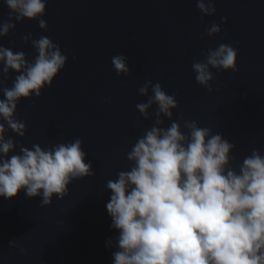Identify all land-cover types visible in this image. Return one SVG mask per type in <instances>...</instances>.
I'll use <instances>...</instances> for the list:
<instances>
[{"label": "water", "instance_id": "1", "mask_svg": "<svg viewBox=\"0 0 264 264\" xmlns=\"http://www.w3.org/2000/svg\"><path fill=\"white\" fill-rule=\"evenodd\" d=\"M213 3L216 15L203 17L197 0H47V31L38 20L13 21L15 30L0 37V46L33 62L36 53L23 38L44 36L60 45L67 62L40 98L18 104L16 118L26 123L25 136L8 131L6 139L31 150L79 138L95 175L74 181L63 200L53 197L47 207L23 193L11 201L0 198V264H113L117 249L107 241H115L118 232L111 228L106 185L120 171H130L127 154L154 124L155 105L147 121L136 110L147 102L138 92L147 80L175 94L173 120L182 131L183 121H195L235 145L234 169L252 149L264 153V0ZM8 17L0 0V24ZM213 23L221 34L209 38L205 29ZM222 43L236 48L238 71L212 70L208 92L196 83L192 63ZM116 55L127 57L128 77L113 70ZM16 75L10 74L7 87ZM162 119L169 127L171 121ZM13 239L16 248L9 247Z\"/></svg>", "mask_w": 264, "mask_h": 264}, {"label": "clouds", "instance_id": "2", "mask_svg": "<svg viewBox=\"0 0 264 264\" xmlns=\"http://www.w3.org/2000/svg\"><path fill=\"white\" fill-rule=\"evenodd\" d=\"M3 2L9 17L0 24V37L24 20H38L40 29L47 31V0ZM197 8L203 17L216 15L213 0H197ZM221 22L227 24V18L221 17ZM205 32L213 38L221 27L213 23ZM23 41L32 44L33 62L23 52L0 46V198L11 201L23 193L28 199L39 197L47 207L53 197L63 200L74 181L95 173L79 138L43 149L33 145L31 150L6 139L8 131L25 136L26 123L16 118L18 104L40 98L67 62L60 45L47 37L34 40L28 35ZM201 55L203 60H193L192 69L196 83L208 92L215 80L212 70L238 71V52L231 45L222 43ZM111 63L118 76L130 75L124 55L112 57ZM11 73L17 75L9 88ZM138 92L147 98L136 105L144 120L150 119L154 105L156 111L153 126L127 154L130 171L107 181L111 197L106 208L111 228L118 232L115 241H107L109 248L117 249L113 264H264V153L252 149L234 169V144L195 121H183L182 131L173 120L178 109L175 94L151 80ZM162 117L171 121L169 127ZM17 147L19 154H14ZM9 247H17L15 239Z\"/></svg>", "mask_w": 264, "mask_h": 264}]
</instances>
